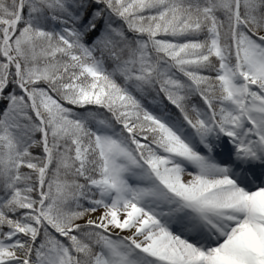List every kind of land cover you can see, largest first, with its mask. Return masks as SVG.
I'll return each mask as SVG.
<instances>
[{
	"label": "snow or ice",
	"instance_id": "snow-or-ice-1",
	"mask_svg": "<svg viewBox=\"0 0 264 264\" xmlns=\"http://www.w3.org/2000/svg\"><path fill=\"white\" fill-rule=\"evenodd\" d=\"M0 264H264V0H0Z\"/></svg>",
	"mask_w": 264,
	"mask_h": 264
}]
</instances>
